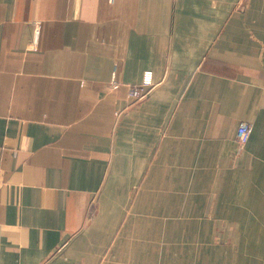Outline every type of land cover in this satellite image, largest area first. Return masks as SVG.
Segmentation results:
<instances>
[{"label": "crops", "instance_id": "obj_1", "mask_svg": "<svg viewBox=\"0 0 264 264\" xmlns=\"http://www.w3.org/2000/svg\"><path fill=\"white\" fill-rule=\"evenodd\" d=\"M0 264H264V0H0Z\"/></svg>", "mask_w": 264, "mask_h": 264}, {"label": "built area", "instance_id": "obj_2", "mask_svg": "<svg viewBox=\"0 0 264 264\" xmlns=\"http://www.w3.org/2000/svg\"><path fill=\"white\" fill-rule=\"evenodd\" d=\"M111 3L114 0H110ZM153 83V75L151 71H147L144 73L143 80L140 84L137 85H128L129 95L130 97L137 99H142L146 96L149 91L150 86ZM121 86V82L117 78V68H115L113 72V77L111 80V89L116 90ZM252 127L247 122H242L237 128L236 131V140L238 142L239 148L242 149L248 143L251 137Z\"/></svg>", "mask_w": 264, "mask_h": 264}, {"label": "rangeland", "instance_id": "obj_3", "mask_svg": "<svg viewBox=\"0 0 264 264\" xmlns=\"http://www.w3.org/2000/svg\"><path fill=\"white\" fill-rule=\"evenodd\" d=\"M147 72V71H146ZM216 238V237H215Z\"/></svg>", "mask_w": 264, "mask_h": 264}]
</instances>
